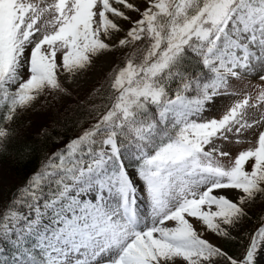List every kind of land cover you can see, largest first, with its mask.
<instances>
[{
	"label": "snow or ice",
	"instance_id": "snow-or-ice-1",
	"mask_svg": "<svg viewBox=\"0 0 264 264\" xmlns=\"http://www.w3.org/2000/svg\"><path fill=\"white\" fill-rule=\"evenodd\" d=\"M0 264H264V0H0Z\"/></svg>",
	"mask_w": 264,
	"mask_h": 264
}]
</instances>
